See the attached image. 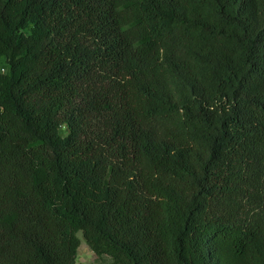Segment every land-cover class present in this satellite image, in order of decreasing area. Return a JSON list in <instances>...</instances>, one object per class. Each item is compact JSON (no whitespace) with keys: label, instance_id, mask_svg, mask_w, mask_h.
<instances>
[{"label":"trees","instance_id":"trees-1","mask_svg":"<svg viewBox=\"0 0 264 264\" xmlns=\"http://www.w3.org/2000/svg\"><path fill=\"white\" fill-rule=\"evenodd\" d=\"M264 264V0H0V264Z\"/></svg>","mask_w":264,"mask_h":264},{"label":"rangeland","instance_id":"rangeland-1","mask_svg":"<svg viewBox=\"0 0 264 264\" xmlns=\"http://www.w3.org/2000/svg\"><path fill=\"white\" fill-rule=\"evenodd\" d=\"M80 244L77 249L75 264H109L111 257L106 254H96L85 242L82 231H78Z\"/></svg>","mask_w":264,"mask_h":264}]
</instances>
